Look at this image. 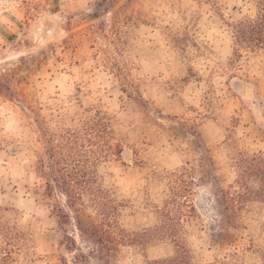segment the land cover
Here are the masks:
<instances>
[{
  "label": "rangeland",
  "instance_id": "374dc122",
  "mask_svg": "<svg viewBox=\"0 0 264 264\" xmlns=\"http://www.w3.org/2000/svg\"><path fill=\"white\" fill-rule=\"evenodd\" d=\"M257 0H0V264H104L83 252L76 213L45 196L35 168L40 128L109 121L119 160L97 166L123 201L121 225L157 222L183 176L195 212L183 220L194 264H264V203L223 221L213 176H233L236 149L264 148V48L237 50L227 21L254 17ZM184 182H179L182 187ZM185 184V183H184ZM169 242L124 248L110 264H147Z\"/></svg>",
  "mask_w": 264,
  "mask_h": 264
},
{
  "label": "trees",
  "instance_id": "16d2710c",
  "mask_svg": "<svg viewBox=\"0 0 264 264\" xmlns=\"http://www.w3.org/2000/svg\"><path fill=\"white\" fill-rule=\"evenodd\" d=\"M260 9L254 17L244 16L227 21L231 36L240 49L264 48V0H257ZM36 172L45 180V196L59 191L67 205L76 213L89 208L96 222L89 227L78 226L81 242L88 243L87 252L71 242L67 249L76 252L75 259L95 257L104 264L117 260L124 248L145 250L160 242H169L171 255L149 259L147 264H194L187 245L183 220L195 212L189 203L186 181L171 178L173 185L162 207H156V224L139 230H127L120 223L123 201L101 182L97 166L101 162L119 160L122 148L111 142L109 121L97 110L87 117L80 128H40L37 140ZM233 176L225 184L213 176V196L224 222L237 225V216L251 202L264 203V148L236 149L230 157ZM179 182H184L178 186ZM80 261V260H79Z\"/></svg>",
  "mask_w": 264,
  "mask_h": 264
}]
</instances>
